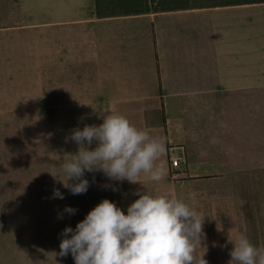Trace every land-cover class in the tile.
Segmentation results:
<instances>
[{
    "label": "crops",
    "instance_id": "0c3cea01",
    "mask_svg": "<svg viewBox=\"0 0 264 264\" xmlns=\"http://www.w3.org/2000/svg\"><path fill=\"white\" fill-rule=\"evenodd\" d=\"M97 3L111 13L99 14ZM8 30H46L49 59L93 65L104 107L140 115L139 129L151 131L158 107L163 144L171 147L184 148L198 116L214 115L217 96L227 99V84L264 83V0H159L148 9L137 0H0V66L9 59ZM3 103L0 98V264H40V209L57 200L51 190L25 186ZM69 141L80 147L66 134V146Z\"/></svg>",
    "mask_w": 264,
    "mask_h": 264
},
{
    "label": "rangeland",
    "instance_id": "374dc122",
    "mask_svg": "<svg viewBox=\"0 0 264 264\" xmlns=\"http://www.w3.org/2000/svg\"><path fill=\"white\" fill-rule=\"evenodd\" d=\"M49 48L46 30H8L9 59L7 66H0V98L6 108L3 118L14 127L7 133L18 140L25 186L40 191L58 188L64 193V199L56 198L55 207L41 206L40 264H75L71 253L59 254L62 230L75 228L103 199L115 202L126 213L139 198L137 191L170 194L198 211L204 220L203 238L196 243L194 255H204L208 264H229L231 241L240 234L264 248V83L227 84V99L217 96L214 115L209 119L198 116L189 123L185 165L172 169L171 146L164 144L157 161L164 167L159 181L141 173L138 182L121 183L110 180L103 171H86L88 191L73 195L63 185L68 178L62 165L73 159L79 147L71 141L66 146L65 135L69 139L71 128L95 124L102 118L100 114L117 110L104 107L93 65L65 66L63 57L49 59ZM153 112L149 133L163 142L161 111L154 106ZM125 117L137 128L141 125L140 115L132 112ZM65 206L76 208V213L64 212Z\"/></svg>",
    "mask_w": 264,
    "mask_h": 264
},
{
    "label": "clouds",
    "instance_id": "9594fccd",
    "mask_svg": "<svg viewBox=\"0 0 264 264\" xmlns=\"http://www.w3.org/2000/svg\"><path fill=\"white\" fill-rule=\"evenodd\" d=\"M100 115L101 124L71 133V140L80 147L62 165L68 178L67 183L61 180L64 187L73 195L86 193L90 186L86 171H103L121 183L138 182L141 173L159 181L164 175L163 164L157 163L165 150L163 142L121 114ZM136 194L139 198L126 213L115 202L103 199L75 228L65 227L59 254L71 253L75 264H208L204 255H194L196 243L203 238L204 222L196 209L170 194ZM52 198L64 199V193L56 188ZM63 211L73 215L77 209L65 206ZM231 242L229 264H264V248L246 235Z\"/></svg>",
    "mask_w": 264,
    "mask_h": 264
},
{
    "label": "built area",
    "instance_id": "2783aa9c",
    "mask_svg": "<svg viewBox=\"0 0 264 264\" xmlns=\"http://www.w3.org/2000/svg\"><path fill=\"white\" fill-rule=\"evenodd\" d=\"M168 155L172 169H178L187 162L186 152L182 147H170Z\"/></svg>",
    "mask_w": 264,
    "mask_h": 264
},
{
    "label": "trees",
    "instance_id": "16d2710c",
    "mask_svg": "<svg viewBox=\"0 0 264 264\" xmlns=\"http://www.w3.org/2000/svg\"><path fill=\"white\" fill-rule=\"evenodd\" d=\"M137 1H139L140 4L145 5V8H146V9H148V7L150 6V4L153 5L154 3L159 2V0H137ZM97 7H98V13H99V14H107V13H111L110 11H101L100 6L98 5V3H97ZM139 12H141V10H138V9H137V10H136V13H139ZM163 120H164V127H165V129H166V117H165V114H164Z\"/></svg>",
    "mask_w": 264,
    "mask_h": 264
}]
</instances>
